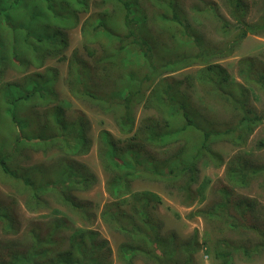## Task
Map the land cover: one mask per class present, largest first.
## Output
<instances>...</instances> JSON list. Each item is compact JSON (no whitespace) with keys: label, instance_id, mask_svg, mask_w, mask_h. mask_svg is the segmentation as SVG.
<instances>
[{"label":"trees","instance_id":"trees-1","mask_svg":"<svg viewBox=\"0 0 264 264\" xmlns=\"http://www.w3.org/2000/svg\"><path fill=\"white\" fill-rule=\"evenodd\" d=\"M201 2L192 8L190 19L179 0H100L93 2L98 11L82 21L83 14L92 8L91 0H0V128L10 129V139L0 135V178L15 188L10 201L0 200V228L11 236L0 240V264H112L110 241L93 228L98 220L92 204L79 196L97 183L93 172L77 161L90 150L91 146L85 149L91 145L89 129L84 135L67 138L52 129V122L45 118L38 133L30 132L25 120L12 136L17 103L30 101L37 108L52 104L45 91L58 82V70L47 66L54 60L67 62L69 93L93 110H103L97 102L100 82L114 87V94L107 89L102 92L110 103L103 111L112 116L125 136L115 138L102 130L98 155L107 178L106 192L112 199L105 205L101 220L125 239L118 256L122 264H133L137 251L149 253L153 264H196L194 256L201 250L198 243L193 238L180 241L175 234L163 235L161 222L151 212L161 199L159 194L135 191L134 186L136 182L163 180L190 194L201 162L225 165L227 180L234 187H223L218 203L190 215L212 225L207 232L206 254L214 255L216 264H233L235 258L251 262L264 253V226L257 224L255 202L232 199L231 195L235 188H249L255 181L263 180L264 185V164L246 153L224 162L213 147L221 142L244 147L257 127L264 128V110L258 111L252 104V96L264 97V62L241 60L242 82L214 62L232 55L248 34L264 35V10L258 23H250L245 0H221L233 22L225 18L217 2ZM68 13L73 16L69 21ZM201 17L211 21L222 42L205 38L195 25L197 20L201 23ZM80 25L87 56L78 49L67 53L69 34ZM86 65L97 73L89 75ZM194 65L203 66L196 84L192 76L186 82L171 76ZM14 71L21 76L8 79V73ZM207 98L225 110V120L214 115L209 118V113L204 114L208 121L198 116L196 106L204 105L200 107L203 112L214 110L212 105L206 106ZM114 104L122 105L121 109L116 110ZM139 106L153 116L146 115L137 128ZM72 122L73 118L66 117L67 125ZM30 136L31 140H62L41 149L44 155L56 149V155L61 156L52 163L53 172L67 175L45 192L48 182L33 178L32 173L24 174V170H34L20 161L28 155ZM169 144L176 146L167 152L168 157H162L156 148ZM259 145L264 148V139ZM205 184L199 190L202 194ZM50 201L65 209H54L56 218L49 222L22 226L20 202L26 213L35 214L48 208ZM126 204H130L128 209ZM76 219L81 226H73ZM19 234L21 240L16 238Z\"/></svg>","mask_w":264,"mask_h":264},{"label":"rangeland","instance_id":"rangeland-1","mask_svg":"<svg viewBox=\"0 0 264 264\" xmlns=\"http://www.w3.org/2000/svg\"><path fill=\"white\" fill-rule=\"evenodd\" d=\"M92 8H90L89 13L83 14L82 21H84L88 16L98 11V9L93 5V2H99L100 0H91ZM184 10L187 12V16L191 19L193 17L192 8L197 4L202 3L201 0H179ZM218 3L219 9L221 13L225 16V18L233 21L230 17L229 12L222 5L221 0H213ZM248 4L249 11L247 15V21L250 23H258L259 20L263 17L264 10V0H245ZM69 14V13H68ZM67 14V21L72 19V14ZM206 17H201V23L197 20L195 25L198 27L204 34L205 38L209 41L219 43L222 42L223 39L216 33L215 26L209 21ZM234 22V21H233ZM84 41L81 33V25L72 30L69 34V50L68 54H71L74 49H78L84 56L86 52L84 51ZM252 59L264 62V35H255L248 34V37L243 40L241 45L235 50V52L227 56L223 59L216 58L214 62L220 64L222 67L227 69L229 75L232 79L242 82V79L239 76V62L243 59ZM47 66L53 67L58 70V82L55 85H52V89L45 91L46 98L53 100L50 106H41L37 108L32 105V102H25L21 104H16L19 109L18 114L16 113L15 119L17 122L12 130V136L14 137V133L21 130V122L27 120L30 125V132L40 131L42 125H44L45 118H48L49 121L52 122V129L58 131L59 133H63L67 138L84 135V130L89 129V141L91 145H86V151L90 150L86 155H81L77 157V161L80 164L88 167L93 174L97 177V183L87 192L81 193L79 196L86 201L91 202L92 209L95 211L97 220L96 224L93 226L94 229L99 230L101 236L108 239L110 241V246L112 248V264H122L119 260V248L125 239L123 235L113 229H109L101 220V213L104 211L105 205L112 201L110 200L108 193L106 192V175L104 174V170L102 167L101 159L98 155L99 151V133L102 130L109 131L115 138H123L125 135H122L119 131L118 126L116 125L112 116H108L104 111H107L110 107V103L107 101L106 97L103 95V90L107 89L110 94H114V87H104L103 82H100L98 86L99 97L98 104L103 107V110H93L88 105L81 102L80 99H75L71 96L68 90V84L66 83V79L68 76V67L67 62H59L57 60L50 61L47 63ZM85 68L90 70L88 73L93 72L97 73L96 69L93 70L91 66L86 65ZM203 68L201 65H194L192 67L185 68L181 71L173 73L174 78L177 80L187 81L189 76H192L195 84H196V75ZM41 70L40 72H43ZM16 76H21V73L18 71L9 72L8 79L17 78ZM198 82V81H197ZM199 84V83H198ZM187 85V84H186ZM200 87V88H199ZM198 89L202 91V87L199 84ZM91 89V88H90ZM198 96L199 93L197 92ZM195 96L196 102H199L198 97ZM258 99L252 96V104L259 111L264 110V97L258 95ZM206 106L212 105L214 110L212 112L202 111L200 109L203 106H196V112L200 118H204V114L209 113V118L213 117V115L218 118L219 121L222 119L225 120L228 117V114L225 112L223 108L220 106H214L213 102L207 98L204 100ZM122 105L114 104V108L116 110L121 109ZM12 110V107H11ZM49 111L48 113H46ZM82 112V114L80 113ZM104 112V113H103ZM146 115H152L150 110H144L142 106L137 107L136 109V127L138 128L142 122V119ZM224 115L226 117H224ZM66 117L72 119L73 122L67 125L65 123ZM4 117L2 118V120ZM9 123L12 120V117L7 118ZM206 119V118H204ZM1 120V121H2ZM208 121V119H206ZM21 121V122H20ZM211 121V120H209ZM25 123L24 127H26ZM29 125L26 127L28 129ZM10 129L8 126L0 128V135L3 134L5 137L8 136ZM12 137V138H13ZM8 139L9 136H8ZM32 137L30 136V140ZM264 139V128L263 125L257 127L254 132L249 136L247 140V144L244 147H235L231 143L221 142L219 144H215L213 147L219 152L221 158L224 159V162H228L232 157L237 155L238 153H246L249 156L253 157L257 162L264 164V148L259 144L261 140ZM1 140V138H0ZM59 141H50L45 140L44 138H35L30 142V149L28 150V155L23 156L21 163L24 166H27V169L30 171L34 170V172H29L24 170V174L27 176L32 173L33 178H38L40 181H47L48 185L45 188V191L51 190L54 187V184L61 180L65 179L67 175H62L61 173H54L52 163L61 156L56 155V149L54 151H49L46 155L43 153V148L49 149V147H53L51 144H58ZM175 144H169V146L165 148H156L161 153L162 157H168L169 153L174 150ZM38 148V150H33V148ZM116 165L117 160L113 161ZM38 164L34 167V165ZM197 182L191 185L190 194L187 192L181 191L179 188H175L167 181L163 180H147L145 182H136L134 188L135 191H143V190H151L160 196V201L155 204L154 209L151 211L153 215L159 219L163 226V235L168 236V234H175L177 236V240L184 241L190 240L191 238L193 242L198 243L201 250L195 254V262L196 264H216V260L214 255L208 256L206 254V242H207V232L211 229L210 223L206 222L204 218L200 216L190 217L191 214L196 212L199 209H204L206 206L214 205L220 201V197L222 195L221 189L223 187H230L231 184L227 180L225 165L221 167H215L212 165H207L204 163L198 164L197 171ZM79 179V176L76 177V181ZM61 182V181H60ZM206 182V188L203 190V194L199 191L202 187V184ZM263 180L253 182L249 188L240 189L235 188L232 192V199H246L255 202L256 210H257V224L258 226H264V185ZM232 188V186H231ZM234 189V187L232 188ZM15 193V188L11 185V183L5 184L3 178H0V200L7 199L11 200L10 194ZM191 195V197H190ZM130 199V198H129ZM50 206L45 209H40L39 212L32 214L26 213L21 205V202L18 206V210L20 212V217L23 222L22 226H26L30 222H49L52 218H56L53 214V210H64L61 204H56L50 201ZM130 204L125 205V209H128ZM52 207V208H51ZM70 216L73 217L72 214ZM123 220V219H122ZM81 222L76 219L73 221V226L78 227L81 226ZM212 226V225H211ZM23 227V228H24ZM22 228V230H24ZM69 232L65 234L68 235ZM197 234V236H195ZM22 234H19L16 238L17 240L22 239ZM216 236V235H215ZM214 236V237H215ZM228 238H236L230 234H226ZM217 237L218 234H217ZM11 239V236H6L2 229L0 228V240L3 242L5 240ZM212 244V243H211ZM213 248V246H212ZM149 253H143L141 251H137L132 256L133 264H153L152 260L149 258ZM233 264H264V253L260 256H257L255 260L249 262L240 258H235Z\"/></svg>","mask_w":264,"mask_h":264}]
</instances>
